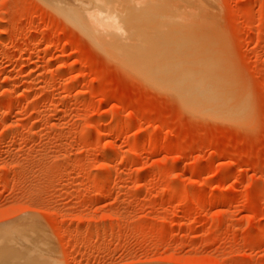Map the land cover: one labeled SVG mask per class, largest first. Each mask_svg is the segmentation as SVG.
<instances>
[{"label": "rangeland", "instance_id": "rangeland-1", "mask_svg": "<svg viewBox=\"0 0 264 264\" xmlns=\"http://www.w3.org/2000/svg\"><path fill=\"white\" fill-rule=\"evenodd\" d=\"M180 41L215 54L220 118L145 79ZM24 225L45 264H264V0H0V229Z\"/></svg>", "mask_w": 264, "mask_h": 264}, {"label": "bare ground", "instance_id": "bare-ground-1", "mask_svg": "<svg viewBox=\"0 0 264 264\" xmlns=\"http://www.w3.org/2000/svg\"><path fill=\"white\" fill-rule=\"evenodd\" d=\"M91 10V9H89ZM88 10V11H89ZM92 11V10H91ZM90 11V12H91ZM69 14V13H68ZM85 14V13H84ZM95 14V13H94ZM97 14V13H96ZM96 14L94 16H96ZM99 14H97L98 16ZM96 16V17H97ZM73 17V16H72ZM86 17V16H85ZM103 17V16H102ZM111 17V16H110ZM100 18V16H99ZM86 19L88 21H90V19L88 17H86ZM113 19V18H112ZM71 20V19H70ZM73 20V19H72ZM97 21L98 20H101L100 19H96ZM166 20H170L169 18L166 19ZM86 21V20H85ZM111 21V20H110ZM135 21V20H133ZM79 22V21H77ZM82 22V21H81ZM106 23V22H105ZM87 24V23H86ZM89 24V23H88ZM88 24H87V27H88ZM92 24V23H91ZM103 24V22H102ZM98 25V24H97ZM109 25V24H108ZM114 25V24H113ZM85 26V25H84ZM106 26V24H105ZM111 26V25H110ZM108 26V27H110ZM86 27V28H87ZM92 26H90L91 28ZM97 27V26H96ZM104 27V26H102ZM117 27V26H116ZM169 27V26H168ZM178 28V26H176ZM82 28V27H81ZM89 28V27H88ZM99 28V27H98ZM97 28V29H98ZM107 28V27H106ZM174 28V27H171V29ZM175 29L174 30H178V33H180V29ZM100 29V28H99ZM158 30V28H155ZM166 29V28H165ZM164 29V31H165ZM170 29V30H171ZM85 30V29H84ZM83 30V31H84ZM104 30H107V29H104ZM162 30V29H161ZM183 30V29H182ZM187 30V29H186ZM88 31V29H87ZM85 31V33L87 32ZM92 31L94 32V29H92ZM100 31V30H99ZM113 31V29H112ZM116 31V30H115ZM160 29L158 31H155L156 33L159 32ZM169 31V30H168ZM167 31V32H168ZM190 31V29H189ZM120 32V30H119ZM130 34L132 33L131 30L129 31ZM153 32H154V29H153ZM161 32V31H160ZM185 32V30H184ZM193 32V31H192ZM106 33V32H105ZM166 33V32H165ZM175 33H177L175 31ZM177 33V34H178ZM191 33V32H190ZM189 33V34H190ZM94 34V33H93ZM96 34V33H95ZM94 34V36H95ZM133 34V33H132ZM138 34V33H137ZM169 34V33H168ZM173 34V33H172ZM182 34V33H181ZM188 34V33H187ZM188 34V35H189ZM99 35V34H98ZM122 35V34H121ZM134 35V34H133ZM132 35V36H133ZM162 36H166V35H163V33H161ZM174 35V34H173ZM172 35V36H173ZM187 35V36H188ZM198 35V34H197ZM90 36V35H89ZM97 36V35H96ZM104 36V34H103ZM120 36V35H119ZM130 36V35H129ZM138 36V39L139 38V35H136ZM159 36V35H158ZM162 36H161V39H162ZM169 36V35H168ZM190 36H192L190 34ZM188 36V38L190 37ZM156 37V36H154ZM171 35L169 36V41L171 40L170 39ZM196 37V36H195ZM198 37V36H197ZM101 38H102V35H101ZM106 38V37H105ZM108 38V37H107ZM120 38V37H118ZM131 38V37H130ZM159 38V37H158ZM157 38V39H158ZM166 38V37H165ZM163 37L162 40L165 39ZM174 38H175V35H174ZM172 38V41H175L176 42V39ZM181 38V36H180ZM179 38V39H180ZM184 38V37H183ZM187 38V37H186ZM185 38V39H186ZM194 38V37H192ZM137 39V37H136ZM142 39V38H141ZM140 39V40H141ZM150 39V38H148ZM166 39V40H167ZM122 40V39H120ZM125 40V39H124ZM165 40V41H166ZM178 40V39H177ZM188 40V39H186ZM104 41V40H103ZM111 41V40H110ZM127 41V40H126ZM129 41V40H128ZM142 41V40H141ZM145 41V40H144ZM192 41V39H191ZM195 41V40H194ZM138 42V41H136ZM158 42V41H157ZM181 42V41H180ZM114 43V42H113ZM135 43V42H134ZM150 42H148L149 44ZM154 43V42H153ZM190 43V41H187L186 44ZM105 44V43H104ZM143 45L145 43H142ZM151 44V43H150ZM160 44V43H159ZM180 44V43H179ZM174 45L172 49H174V54H171V52H169V48L170 46H167V45H164V44H160L158 45L156 48L157 50L159 51V55H157L158 57H161V58H164V57H169V58H164L163 60L162 59H159L157 62L155 60V63H152V62H149L148 59H146L147 61H143L141 62V69L143 68L144 69V73H145V79L148 77V79L146 80H150L149 82H153L155 83L156 87L159 85V89H160V86H162V88L164 89H167L169 90L170 88V91L173 92L174 95H178L180 97V99L184 102V105L186 106L185 108H189V110L191 109L192 111L194 112H197L198 115L199 113H202V114H207L210 116V113L211 115L213 114H217L215 117L213 115L214 118H218V115H219V118H220V114L223 112V109H221L222 111L219 112V106H220V103H221V100L223 99L224 97V93L221 91V82L219 80V78H217L216 76H213L212 73H216V71L218 72L219 74V71L218 69L216 68V71L215 68H214V72L212 71V73L208 72V71H211V70H208L209 67L208 65H212L214 64V57H215V54H210V50L208 52H204V50L201 48L200 50L197 49L195 52L193 51V53H191L193 61L194 63L191 64L189 63L191 61V58L190 60H188V58L190 57H186L188 52H192V47H187L189 45L186 46L185 42H181V44L179 45ZM127 45V44H126ZM203 45V44H202ZM104 46V45H103ZM150 46V45H148ZM106 47V46H105ZM143 47V46H142ZM204 48V47H203ZM136 49V48H135ZM206 49V47H205ZM119 50V49H118ZM132 50V49H131ZM160 50H163V51H166L165 55L161 54L160 53ZM111 51V50H110ZM136 51V50H135ZM153 52L155 51V48L154 50H152ZM151 51V52H152ZM212 51V50H211ZM134 52V51H133ZM149 52V51H148ZM143 53V52H142ZM147 52H144L143 54H146ZM150 53V52H149ZM156 53V51H155ZM164 53V52H163ZM173 53V52H172ZM187 53V54H186ZM214 53V52H213ZM117 54V53H116ZM123 54V53H122ZM127 54V53H126ZM136 54L138 55V53L136 52ZM152 54V53H151ZM208 55V56H207ZM213 56L214 57H211L212 59L210 60V56ZM145 56V55H144ZM151 56V55H150ZM199 56V57H198ZM156 57V56H155ZM201 57V60H198L199 58ZM118 58V57H117ZM120 58V57H119ZM146 58V57H145ZM157 58V57H156ZM197 58V59H196ZM166 59V60H165ZM213 61V63L211 64L210 61ZM51 60V59H49ZM52 61V60H51ZM127 60H125V63L128 64L126 62ZM133 61V60H132ZM138 61V60H137ZM136 61V62H137ZM151 61V60H150ZM195 61H203V62H206L207 65H205L204 63L202 65L200 64H196ZM134 62V64L136 63ZM138 63V62H137ZM140 63V62H139ZM138 63V64H139ZM202 63V62H201ZM210 63V64H208ZM130 65V64H128ZM138 67V69L140 68L139 65H136ZM135 66V67H136ZM213 66V65H212ZM211 66V67H212ZM214 66H218L219 65H216V63L214 64ZM129 67V66H128ZM131 67V65H130ZM132 68V67H131ZM212 69V68H211ZM136 70V69H135ZM220 70V68H219ZM196 71V73L194 72ZM197 71L199 73H197ZM141 72V70L139 71ZM195 73V74H192V73ZM209 73V74H208ZM216 74V75H218ZM223 76V74H222ZM218 77L221 78V75H219ZM150 78V79H149ZM152 79L155 81H152ZM164 86V87H163ZM227 87V86H226ZM228 89V88H227ZM166 90V91H167ZM224 90V89H223ZM229 90V89H228ZM177 96V98H178ZM181 101V102H182ZM228 102V101H227ZM224 103V102H223ZM222 107V106H221ZM188 110V109H187ZM225 110V109H224ZM224 113V112H223ZM201 114V115H202ZM225 114V113H224ZM211 117V116H210ZM223 116H221L222 118ZM104 137L106 138H112L114 137V134L112 132H107L105 133ZM109 143V142H108ZM217 198V196H216ZM221 198V197H220ZM5 228V227H4ZM39 231V230H37ZM36 231V233H38ZM34 229L33 227H31L30 225H24L22 227L20 226H17V227H14V226H11L10 229L8 228L7 229H0V264H45L44 262V257L42 256V251L41 249L38 247H32L29 248L27 245V242L30 241L31 239L33 240L34 238V234H33ZM40 236V235H39ZM35 239V238H34ZM32 246V245H31ZM38 246V245H37ZM46 259V258H45Z\"/></svg>", "mask_w": 264, "mask_h": 264}]
</instances>
